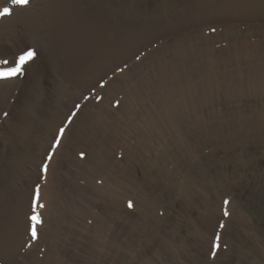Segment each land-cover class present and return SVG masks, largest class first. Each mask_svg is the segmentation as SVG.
<instances>
[{
    "label": "rangeland",
    "instance_id": "obj_1",
    "mask_svg": "<svg viewBox=\"0 0 264 264\" xmlns=\"http://www.w3.org/2000/svg\"><path fill=\"white\" fill-rule=\"evenodd\" d=\"M6 1L0 0V5ZM40 1L42 0H31L27 7L29 10L36 8ZM86 1L88 3L90 1L89 5L103 2L107 13L110 15L120 13L124 21L128 23V27L138 25L146 30L139 41L131 45L129 51L131 55L112 68L111 66L107 68L105 75L108 72V74L113 73L116 68H123L120 73L129 71L133 73L137 64L139 68L135 73L143 77L138 80L141 81L140 84L142 85L146 80L153 81V86L150 87L153 100L163 95L160 93V86L163 82L165 84L172 82L175 70H180L179 67H182L181 70L187 71L190 66L194 67L198 63L197 61L195 64L189 63L187 67H185L186 62L177 64L173 50H170L171 53L167 54L169 55L167 57L162 46L173 41L174 35L187 32H199L205 39L213 38L212 35L222 34L231 26L220 21L240 20L232 22L235 30L251 33L244 37L243 35L237 37L223 35L215 38L211 47L214 48L213 55L218 65L226 69V74L234 73L237 79L244 78L243 75L250 71H253V75L259 70L264 72V12L248 14V10L240 9L229 15H210L187 21L173 17V14L179 12L184 5L195 4L201 0ZM164 3L169 6L168 12L159 11ZM13 12V19H17L21 12L16 8ZM162 17L165 20L168 17L171 19L166 22L161 19ZM9 23L5 18L0 24V29L12 26L15 32L14 43L0 45V58L14 59L18 53L35 43L29 38L20 37V27H17L14 22L13 25ZM130 23L132 24L129 25ZM189 26L195 28L185 29ZM211 29H215V33L211 32ZM184 39L176 43L181 46L182 42H192ZM152 50L158 51L154 55V60L149 56ZM37 54L38 59L31 67L32 71L29 73L28 80L26 79L27 84L24 80L22 85L17 86L18 82L14 80L6 85L12 91L6 100L12 103L13 100L10 99H14V102L9 116L11 120L5 121L1 130L5 133L10 132L9 124L13 121L19 124L20 134L9 144L0 137V152L4 153V159L0 160V200L6 201L5 193H9L17 202L25 200V221L30 213L28 208L32 187L41 182L40 164L50 147L57 127L63 123L69 110L79 100L81 93L78 92V88H82L80 85H71L66 90H62L55 74L53 51L50 48L38 46ZM152 61H154L153 66ZM33 78H35V84L32 83ZM197 78L203 79V75L200 74ZM95 83L96 80H93L88 84L91 87ZM135 85L131 80L126 79L124 87L111 88L112 92H109L107 96L109 115L106 116L105 132H111L109 122L116 118L124 95ZM247 88L248 90H244L242 95L236 97L234 104L229 105L234 107V110H227L229 106L216 105V103L213 105L216 116L210 123L196 127L189 120L186 122L182 119L179 130L166 133L163 141L146 148V151H140L131 168L132 173L135 171L138 174L139 183L121 187L119 197L106 194L102 195L103 199H99L101 200L99 202L91 197L92 199L88 200V208L91 207L96 214L93 219L86 213V218L83 219V223L88 225L86 230L83 228L76 230V226L80 224L77 222L74 186L90 189V185H95L98 189H102L104 178L115 181L112 175L122 172L119 165L126 161L125 152L122 151H127L125 148L127 143L134 146L137 142L134 135V130L137 128L131 127L122 113L123 125L130 126L125 127L131 132L129 140L122 138L121 142L112 145L111 156L108 159L110 171L103 175H95L91 183L87 182L83 175L77 174L76 169L79 163L84 162L79 153L85 152L90 155L89 149L78 147L71 150L74 178L71 181L66 179L62 183L63 195L54 214L57 218L56 234L50 239L56 247V252L62 256L71 253L73 246L83 245L85 242L80 235L85 236V232L90 233L92 228L98 225L104 228L107 225L111 238L113 236L112 241L118 244L121 240L122 264H264V116H262L264 111L259 110L260 106L264 107V90L253 82L247 85ZM77 94L80 95L76 97ZM142 98L141 103L150 99L149 96H142ZM4 102L5 98L0 106V120L5 112L9 113L4 107ZM57 102H66L69 105L62 111L60 117L55 118L53 116ZM152 102V100L149 101L145 106L148 107ZM156 102H153L152 107L149 108L151 111L155 106L157 110H160L161 104ZM205 121L208 122V120ZM74 122L75 126L79 125L78 120ZM225 125H230L231 129L221 134L220 139L204 138L207 130ZM119 128L123 130L120 123ZM48 129H52L49 135L45 134ZM42 143L45 146L33 162L32 153L38 152ZM194 143L197 148L191 150L190 144ZM7 146H10L8 154L4 150ZM16 158L21 159L25 166L24 170L15 176L14 188H11L8 187L10 183L6 179L10 178V171L3 166H6L5 162L8 159L14 167L12 161L14 162ZM69 160L67 157L63 163L68 164ZM91 160L94 161L92 158ZM151 169H153L152 174ZM156 170H161V173L155 174ZM33 172L35 176L31 174ZM30 177L33 179L29 180ZM72 181H76L77 186L73 185ZM24 188H26L25 192ZM224 197H230L234 206V217H225L222 209L220 210ZM129 202L132 204L131 208ZM111 208L118 216L119 226L107 224L105 212L106 209ZM209 212H212L211 215ZM210 216L211 218L215 216V219L211 221ZM225 219L228 220L222 230V245L213 255V236L219 222ZM245 227L247 231L256 233L259 244L249 241ZM26 232L27 227L24 234ZM46 235L47 226L43 231L45 241L41 242L49 243V237ZM95 240L93 236L90 242ZM24 242L25 240L22 241ZM40 245L41 243L38 246H30L24 252L20 244L21 249L19 250V246V252L17 251L14 259L25 256L30 260L23 264H36V259L40 261L45 259V256L40 258L39 255L44 252L45 245ZM14 261L0 255L2 264H15Z\"/></svg>",
    "mask_w": 264,
    "mask_h": 264
},
{
    "label": "bare ground",
    "instance_id": "obj_2",
    "mask_svg": "<svg viewBox=\"0 0 264 264\" xmlns=\"http://www.w3.org/2000/svg\"><path fill=\"white\" fill-rule=\"evenodd\" d=\"M40 2L38 7L30 10L27 7L28 5L17 7L16 9L21 12L18 18L13 19V12L9 17L0 19V24L4 22L5 18L8 19L9 24L13 25L14 22L17 27H20V37L29 38L38 46H43L46 49L50 48L53 51L55 56L53 64L55 66V74H57L62 90H66L71 85L82 86L81 89L78 88V92L80 91L81 93L79 98L82 97V100L78 103L81 105L77 109V113L69 126L68 124L66 125L68 128L65 130V134L56 152L54 151L53 158L49 162V170L46 173L45 181H42L43 184L40 188V197L47 204L44 211L45 220L47 219V222L49 219L51 220L49 237L56 234L55 222L57 218L54 214L63 195V190H61L62 183L66 179L71 181L72 177H74L72 175V160L68 164H65L63 163L64 158L69 157L72 159V149L78 147L88 148L90 155L86 157L83 163H79L77 173L83 175L87 182L90 183L93 182L95 175H103L107 171H110L108 159L111 156L112 145L121 142L122 138L129 140L131 134L130 131L125 129L128 125H123L121 121L122 113L129 122V125L137 128L134 130L137 142L134 146H130L131 144L127 143L125 147L127 151H124L126 161L119 165L122 172L112 175L115 181H109L108 178H104V187L102 189H98L95 185H90V189H85V187L79 188L72 181L73 185H76L78 188L74 186L73 190L77 202L78 224H80L76 226L77 231L82 228L84 230L87 229L86 225L81 224L86 217V213H88L90 218L93 217L91 207L90 209L88 208V200L93 197L95 201L99 202L101 201L99 199H103L102 195L106 194L119 197L121 187H129L132 184L139 183L138 174L135 171L132 173L131 170L136 155L140 151H146L148 147H153L155 143L163 141L164 137L171 131L179 130L181 128L179 126L180 120L184 119L186 122L189 120L196 127L205 125L210 123L216 116L213 105L217 103L216 105L224 104L225 107H228L230 104H234L236 97L242 95L244 90H248L247 85L251 84V82L256 83L264 90V72L259 70L253 75V71H250L247 74H242L244 78L237 79L234 73L226 74V69L218 65L213 55L215 51L211 47V44L215 38L222 37L223 35L227 37L250 35L251 32L235 30L236 28L233 27L232 22L240 20L220 21V23L231 25L232 28L230 26L226 32L212 35L213 38L207 37L205 39L199 32H187L174 35L173 41L163 45L162 50L166 53L167 57L169 56L167 54L171 53L170 50H173L172 53H174L173 55L176 58L177 64L186 62L185 67H187L189 63L195 64V61L198 63L194 67L190 66L187 71L181 70L182 67H179L180 70H175L172 82L170 81L166 84L163 82V85L160 86V93L163 95L156 98L157 100H153V93L150 91L153 81L146 80L142 85L140 84L141 81L138 80L143 77L141 75L137 76V73H135L139 68L137 64H135L133 73L129 71L128 73L116 74L110 80L109 77H106L109 72L105 75L107 68H110V66L112 68L116 63L131 55V52H129L130 47L133 43L139 41L142 33L146 31L144 28L138 25L132 26V23L128 27V23L124 21L120 13L116 15L107 13L103 2L96 3L95 5H89L90 1L88 3L86 0H42ZM4 3L2 2L1 6L7 4ZM240 9L248 10V14L264 12V0H201L195 4L184 5L179 12L173 14V17L176 16L180 20L185 19L190 21L196 17L229 15ZM161 10L168 12L169 6L164 3L162 9L159 11ZM161 19L169 22L167 20H170L171 17H168L167 20L164 17ZM192 28L195 27L189 26L185 29L190 30ZM14 33L12 26L0 29V45L8 42L14 43ZM182 38L191 40L192 42H186L187 44L182 42L180 46L176 41H183ZM157 52L152 50L149 56L154 60V55ZM11 63L13 62L11 61ZM34 63L35 60L33 61L31 58L24 65L28 67V71L24 77L19 79L17 86L22 84L24 79L27 84L29 73H31V67ZM5 64L6 62L0 63V65ZM151 65H154V61H152ZM200 74L203 75V79L197 78ZM126 75L129 76L125 77ZM21 76H23V73L22 75L20 74ZM35 78L32 80L33 84H35ZM126 79L131 80L136 85L130 90L131 92L128 91L124 95L125 97L121 103L118 115L109 123L111 132H105L104 127L107 125L106 116L109 115L107 95L109 92H112L111 88L118 89L119 86L124 87ZM93 80H96V83L90 87L88 83L93 82ZM106 80H109L107 84H105ZM11 81L14 80H0V106L4 98V107L10 108L12 105L6 100L8 94L12 93L11 89L6 86ZM96 86L95 92L99 93L101 99L98 101V105L92 106L94 103V93L91 90L89 92L88 89ZM87 87L90 88L86 89ZM79 95L75 96L78 97ZM142 96H149V101H158L161 104L160 110H157V106H155L151 111L149 108L152 107L153 102L146 107L145 104L149 101L141 103L140 99L143 100ZM85 97H87L86 101L84 100ZM56 105L53 117L58 118L69 104L57 102ZM229 107L227 110H234V107ZM260 108V111H264L263 106H260ZM76 120L79 121V125L77 126H75L74 122ZM205 120H208V122ZM119 123L123 127V130L119 128ZM10 124H13L11 127L12 131L10 130V132L5 133L4 138L5 141H8V144L20 134L19 124L13 121ZM230 129V125L214 127L207 130L204 138H209V140L220 139L221 134L228 132ZM51 130L48 129L45 134L49 135ZM71 132L72 135H70ZM10 146L4 148L6 154L9 153ZM44 146L45 144L42 143L38 148V152L32 153L33 157L31 159L33 162L37 155L41 153ZM190 147L191 150H195L197 145L195 143L190 144ZM91 158L94 160L93 162ZM3 159L4 153L0 152V160ZM14 162L12 161V164L16 170L11 166V162L8 159L5 162L6 166H4L13 176L10 178L8 186L11 188L15 176L21 170H24L25 166L21 159L16 158ZM150 173H153V169H151ZM154 173H161V170H156ZM31 174L35 176V172ZM31 179L33 178L30 177L29 180ZM25 191L26 188H24ZM5 194L7 197L6 201L0 200V220L2 221H0V255L8 257L9 260H15V264H23L30 259H27L25 256H19L20 259H14V257L16 258L17 256L20 244L23 247L24 231L30 225L28 221H24L26 201L17 202L9 193ZM229 209L231 216L234 217L235 211L232 202L229 204ZM211 213L209 212L210 215ZM105 214L107 215V218H105L107 224L111 223L114 227L120 225L118 216L113 208L110 210L106 209ZM214 219L215 216L213 218L210 216L211 221ZM237 219L240 222V219ZM42 227L44 228L45 225L43 224ZM54 230L55 232L53 233ZM108 231L107 225L105 228L100 225L93 227L90 233L87 234L85 232V236L80 235L85 240L83 245L73 246L72 252L64 256L56 252V247L50 241L46 245L45 259L41 261L36 259V264H122L120 258L122 250V246H120L121 240H119L118 244L113 242V236L111 238ZM247 235L250 242L259 244L256 233L248 230ZM52 236L50 239L54 238ZM93 236H95L96 240L90 242Z\"/></svg>",
    "mask_w": 264,
    "mask_h": 264
},
{
    "label": "snow or ice",
    "instance_id": "obj_3",
    "mask_svg": "<svg viewBox=\"0 0 264 264\" xmlns=\"http://www.w3.org/2000/svg\"><path fill=\"white\" fill-rule=\"evenodd\" d=\"M14 3H18V4H22V5H27L29 3V0H13ZM7 14H10V10L5 8L3 9L2 11H0V16H4V15H7ZM31 53H29V56L27 58H31ZM19 69L16 70V72H18ZM16 72H12V73H9V75H15ZM64 133V129H60V134L63 135ZM60 143V140L57 139L56 141V145L58 146ZM84 154L81 153V156H83ZM49 160L52 158L51 154L49 155ZM43 170L46 172L48 170V165L45 164L43 166ZM39 199V190H37V193H36V200L38 201ZM227 203V201H226ZM42 206V205H41ZM36 207V202L34 201V208ZM129 207L131 208L132 207V204L131 202H129ZM227 214V213H226ZM31 221H32V225H31V236H32V239L35 240L37 238V226L42 223V220H41V216L39 213H36L34 215H32L30 217ZM217 239H219V237H217ZM216 247L218 248L219 245H216ZM213 255H215V252L213 253Z\"/></svg>",
    "mask_w": 264,
    "mask_h": 264
}]
</instances>
